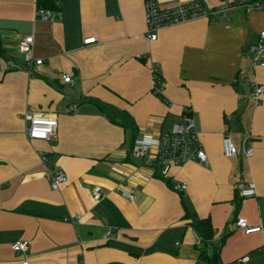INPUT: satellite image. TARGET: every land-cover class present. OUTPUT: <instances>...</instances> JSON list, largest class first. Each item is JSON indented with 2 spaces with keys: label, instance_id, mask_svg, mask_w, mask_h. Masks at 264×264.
<instances>
[{
  "label": "crops",
  "instance_id": "crops-1",
  "mask_svg": "<svg viewBox=\"0 0 264 264\" xmlns=\"http://www.w3.org/2000/svg\"><path fill=\"white\" fill-rule=\"evenodd\" d=\"M40 1L60 15L42 20ZM201 1L214 8L247 0ZM262 30L264 11L238 7L217 21L164 27L151 40L145 0H0V264L22 263L25 255L12 249L18 240L29 241V264H206L203 253L217 254L218 264H264V96L257 104L250 98L252 83H264V66L254 67L247 51ZM28 35L34 59L43 60L33 73L18 47ZM88 37L97 41L85 44ZM183 106L208 164L173 166L165 179L154 163L133 157L131 145L169 132L184 120ZM28 110L57 118L52 139L28 137ZM226 133L239 149L234 157L224 155ZM244 133L252 135L249 158ZM52 169L68 177L57 190ZM252 180L256 195L241 198ZM176 182L187 189L175 191ZM188 211L211 221L204 252ZM239 218L260 230L245 232Z\"/></svg>",
  "mask_w": 264,
  "mask_h": 264
},
{
  "label": "built area",
  "instance_id": "built-area-1",
  "mask_svg": "<svg viewBox=\"0 0 264 264\" xmlns=\"http://www.w3.org/2000/svg\"><path fill=\"white\" fill-rule=\"evenodd\" d=\"M238 7H242L248 12L254 10L264 11V0H247L239 6L227 4L223 1L222 4L214 8H206L201 0L175 4L173 6H162L157 0H145L146 34L151 40H156L158 31L164 27L201 17L212 18V20L217 21V17L225 15ZM53 14L60 15V12L40 7L36 11V15L42 20L49 19ZM226 27H228V24H226ZM96 41V37H88L84 40V43L91 44ZM33 46V35L24 36L18 42L19 50L24 55L27 70L30 73H33V65L43 63L42 59H34L32 55ZM247 51L251 55L254 67L264 66V30L259 32L258 39L247 47ZM152 72L154 76V90L156 93H161L164 82L159 76L158 67H152ZM63 79L65 82H72V78L69 75H63ZM261 96H264V83H252L250 98L257 104ZM75 109L76 106L74 104L69 106L70 111ZM182 109L184 112V120L182 122L174 124L169 132L161 133L156 139L143 138L137 140L133 143L130 150L133 157L154 163L156 165V173L165 179L169 178L173 166L182 165L188 161H195L201 165L208 164V158L201 146L192 110L188 106H183ZM22 116L28 122L26 132L31 139L50 140L57 132L58 120L54 116L31 110L25 111ZM243 149L247 158L252 156V135L250 133L243 134ZM223 151L226 157H234L239 152L238 147L233 143L228 133L224 136ZM42 161L45 165L50 164V160L46 154H42ZM49 175L54 190L59 189L61 185L68 181V177L62 169H52L49 171ZM187 187V182H176L173 183L172 188L175 191L183 192ZM92 195L94 200L99 201L102 198L101 188L96 186ZM123 195L129 199L135 198L134 194L131 193L123 192ZM239 195L241 198L255 196V182L253 180L249 181L240 189ZM236 225L247 233L260 230V227L250 228L244 218H239ZM111 231V229H106V235L111 234ZM197 238L201 243V238L198 235ZM12 249L25 255L21 264H29V259L26 255L29 250V241L18 240L12 244ZM241 261L243 259L238 260L237 263Z\"/></svg>",
  "mask_w": 264,
  "mask_h": 264
},
{
  "label": "trees",
  "instance_id": "trees-1",
  "mask_svg": "<svg viewBox=\"0 0 264 264\" xmlns=\"http://www.w3.org/2000/svg\"><path fill=\"white\" fill-rule=\"evenodd\" d=\"M38 6L39 7H45V5L41 3V1H40V3H39ZM51 9H55V8L52 6ZM3 56H4V49H3L2 40H1V37H0V58L3 57ZM112 116H113V114H111V118H112L113 121L118 122V123H121L119 121H116V119L113 118ZM133 127L135 128V126H133ZM132 138L133 139L136 138L135 132H134ZM133 143H132V145H133ZM132 145H131V147H132ZM171 186L173 187V183H171ZM188 216L190 218L189 224L194 228V230L197 233V235L201 238V241H202L201 250H202V252H204L203 250H205L206 247L209 244H211V241H212L213 235H214V229L212 227L211 221H210L209 218H197L194 215L190 214L189 211H188ZM203 256H204V258L206 260V264H218L216 262L217 254L214 255V258H212V257L211 258H208V256L205 253H203ZM235 263L236 262H234L232 264H235Z\"/></svg>",
  "mask_w": 264,
  "mask_h": 264
}]
</instances>
